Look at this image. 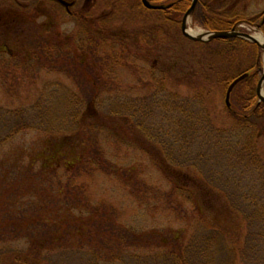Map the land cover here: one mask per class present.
Segmentation results:
<instances>
[{
	"label": "rangeland",
	"instance_id": "rangeland-1",
	"mask_svg": "<svg viewBox=\"0 0 264 264\" xmlns=\"http://www.w3.org/2000/svg\"><path fill=\"white\" fill-rule=\"evenodd\" d=\"M6 1L0 0L4 4ZM18 1L32 3V0ZM199 1L209 2L213 10L226 12L230 19L236 15H242L241 17H254L255 22H258L264 15V0ZM136 2L137 0H76L70 6L73 11L71 14L66 13L63 8L56 10L52 2L44 6L50 11L54 10L56 20L54 33L58 30L61 36L66 33L74 35L78 32V17H83V14L78 15L79 12L92 17L105 13L107 25L111 26L116 33L129 36L127 45L129 50L135 47L130 35H135L137 26L146 25L144 29L148 28L149 35L153 36L141 40L143 35L138 36L137 39L142 43H150V51H147L145 55L136 54L137 57L133 58V62H127L125 59L123 63L119 60L113 64L110 60H106L107 51L96 48L94 51L87 49L85 53L87 57L83 65L75 64L73 58L70 59L71 63L63 59V55L59 52H55L50 58L45 57V54L40 51L42 47H38L39 51H36L37 53L34 51L36 57L25 59L24 64L20 63L21 60L15 63L13 58L7 61L8 53L0 49V264H29L32 261V258H27L30 241L25 229L20 228L18 222L7 219V215H12L14 218L19 215L20 209L24 214L37 212L34 210L36 205L44 202L52 206L69 207L75 200L77 207H71L69 212H79L82 206H85L83 207L85 210L89 203L104 204L114 210L118 220L138 229L154 227L176 232L180 247H186V255L191 262L197 264L199 261L198 254L192 247L194 244L197 246L199 242L188 243L189 238L194 239L192 237H197L199 234V229L195 226L197 220L195 211L193 212L190 204L181 198L178 203L181 211L174 210L166 204L165 190L169 185L168 181L128 134L123 140V138L119 139L106 134L105 131L92 133L102 145L101 153L106 160L134 167L135 175L130 179H121L113 172L101 168L90 171L79 169L69 176L68 170L64 171L66 169L62 166H57L52 172L60 178L42 180L45 193H37L41 190L37 183L39 176H36L40 161L37 151L44 145L45 139L50 137L51 132L41 129L42 123L34 124V117L40 122L47 120L55 124V121L59 119L73 116L72 112L76 105L80 103L87 105L91 91L88 90L87 77L82 74H94L97 78L99 85L98 90H95L97 99L114 90H121L126 93L125 96L133 97L134 101H139L141 98L146 107L144 112L150 111L152 116H155L157 112L150 93L155 92L158 96L167 91L190 95L196 93L199 87H203L205 92L202 100L199 99L200 103L205 105L215 122L224 125L230 123L231 119L224 105L225 86L222 79L226 75V69L229 71L232 66L225 63L223 65L208 64V60L214 59L210 51L215 44L200 45L192 42L181 33L178 23L162 24L160 20H156L155 11H143L139 8L136 10ZM176 17L179 19L181 14H177ZM236 23H243L244 28L249 32H261L264 36L261 28L254 23L247 20H238ZM186 26L207 29L192 20L190 16L186 19ZM31 32L28 30L22 41L25 53H29L28 48H34L38 42ZM48 32L52 33L51 28ZM4 35L0 31V42L3 41ZM76 41L79 45L88 48L92 39L89 35H85V40L77 37ZM91 53L101 57L91 60ZM173 59L176 60V66L165 73L161 81L162 86H158L159 84L153 82L150 77V72L157 69L155 67L153 70L152 66L161 62L170 65ZM263 65L264 50L262 49L261 66ZM261 93L264 95V85H262ZM228 99H230L229 96ZM99 109L98 107L97 111ZM92 110H94L93 106L89 107L88 104L87 111ZM26 119L31 120L28 126L24 124ZM163 121L157 116L149 120L154 130L164 128L161 126L164 124ZM257 125L259 132L255 140L260 154L259 159L254 164L250 159H246L245 167L234 163L231 165L233 169L230 170L237 172L240 177L239 182L254 185L256 190L259 184L264 185V116L257 119ZM62 132L65 131L62 130ZM62 132L53 133V136ZM196 134L199 137V140L196 137L197 142L203 143L208 137H201L200 134H204L201 131H196ZM141 135L139 134L138 137L142 138ZM194 139L195 137H191L188 140L191 141L192 150L203 147L205 151H208L213 145V142H210L212 140L209 139L199 146V143H194ZM222 157L224 156L217 150L213 161L218 164L216 160ZM207 161L208 158L202 160L203 170L206 168L208 170V166L212 168L215 165L214 163L211 166L210 159ZM187 169H191L189 172L195 171L192 168ZM35 185H38L37 189L34 188ZM261 194L264 197V190ZM205 220L207 224L211 223L209 218ZM222 220L228 219L223 217ZM117 245L113 237L105 239V243H99L96 242L95 237L90 241L89 238H85L79 242H72L70 237L66 236L52 248L41 249L38 253L39 258L33 264H89V257L96 259L100 264H164V259L160 258L159 254L164 255L162 252L165 246L135 244L123 250L126 255L120 260L107 257L117 250ZM133 253H137V256L135 257ZM24 255L28 261L20 263L17 258H23Z\"/></svg>",
	"mask_w": 264,
	"mask_h": 264
},
{
	"label": "trees",
	"instance_id": "trees-1",
	"mask_svg": "<svg viewBox=\"0 0 264 264\" xmlns=\"http://www.w3.org/2000/svg\"><path fill=\"white\" fill-rule=\"evenodd\" d=\"M151 1L165 5L159 8H147L137 0V8L143 11H155L156 20L171 25L179 24L180 18L176 16L182 14L190 2V0ZM227 16L228 14L224 12L213 10L209 2L199 0H196L190 13L192 20L210 29L227 28L231 22ZM242 18L250 22L256 20L254 17ZM110 28L109 25L103 28L93 26L89 33L92 41L88 48L79 45L76 40H66L60 36L57 48L56 41L46 38L40 51L49 58L55 52H59L65 60L72 63L70 59L73 58V63L82 65L87 57L85 55L87 49L94 51L99 48L107 51L106 60H110L113 64L119 60L123 63L125 59L127 62H133V58L137 57L136 54L145 55L150 51V43H142L136 37L132 38V43L135 45L132 50L127 49L129 40L126 35L114 33L103 38L104 31L108 34ZM261 29L264 33V27ZM191 41L200 45L215 44L210 51L214 59L208 60L209 65L225 63L232 66L231 70L226 69V75L222 79L224 86L233 75L246 71V74L232 86L229 92V104L226 105L224 102L231 119L229 124L215 122L205 105L200 103L199 99L202 100L205 92L203 87L197 88V92L190 95L167 91L158 96L155 92L150 93L157 112L152 116L150 111L144 112L146 107L141 98L139 101H134L133 97L125 96L126 93L121 90H114L97 99L95 93L99 86L97 78L94 74L87 75L88 73L85 72L86 74L82 75L87 77L88 90L91 91L87 105L77 103L72 112L73 116L59 119L55 124L47 120L40 122L34 117V124L42 123L41 129L51 132L50 137L45 139L44 145L37 151L40 161L36 176H39L37 183L41 187L37 193H45L42 180L60 178L52 172L57 166H62L66 169L64 171L68 170L69 176L79 169L90 171L101 168L113 172L121 179H130L135 175L134 167L106 160L101 153L102 145L92 133L105 131L106 134L123 140L128 134L168 181L169 185L165 190L166 204L174 210L181 211L178 207L181 198L190 204L193 212L195 211L197 219L195 226L199 229V236L192 237L194 239L189 238L188 243L199 242L197 246L194 243L192 246L198 254L197 264H236L237 261V264H264V197L261 194L264 185L259 184L256 190L254 185L239 182L240 177L237 172L230 171L234 163L245 167L246 159H250L253 164L259 159L260 154L255 139L259 132L257 119L264 116V101L257 100L254 86L262 68V51L253 41L237 35L215 36L206 40L191 39ZM36 46L37 44L34 48H28L29 53L32 52L31 56L39 51ZM91 55V60L101 57L96 53ZM167 65L169 64L162 62L154 64L152 69L157 67L155 72L149 71L152 81L158 83V86H162L161 81L165 73L174 69L176 60L173 59L168 67ZM88 104L89 107L93 106L94 110L88 112ZM95 107L100 109L97 111ZM156 116L164 120V124L161 125L164 128L162 127L161 130H154L150 125L149 120ZM30 122V119H26L24 124L28 126ZM196 131L204 133L200 134L201 137L208 136L204 144L209 139L212 140L210 142H213V145H207L210 146L208 151L203 147L191 149V141H188L191 137H195V144L203 145L196 141L197 138L199 140ZM60 132L62 133L53 136V133ZM139 134H142V138L138 137ZM159 141L163 144H159ZM213 147L224 156L216 160L218 164L213 161L214 153L217 152ZM206 158L208 161L211 160V166L214 163L215 165L203 170L202 160ZM187 168L195 171L189 172L191 169ZM38 185L34 188L37 189ZM73 202L69 207L52 206L44 202L34 206L37 212L24 214L20 209L19 215L15 216L17 219L12 215L6 216L7 219L18 222L17 224L25 229L29 237L27 258H32L29 264L36 263L41 249L52 248L66 236L70 237L72 242H79L85 238H89L90 241L95 237L96 242L99 243H105V239L113 237L118 248L114 252L111 251L112 254L107 257L114 260L122 259L126 255L123 250L130 245L152 244L166 247L162 252L164 255L159 254L160 258L164 259V264H195L186 255V247H180L176 232L154 227L138 229L118 220L114 210L104 204L89 203L85 210H83L85 206H82L79 212H69L71 207H77L76 200ZM223 217H227L228 220H222ZM206 218H209L211 223L207 224ZM133 255L136 257L137 253ZM25 257L26 255L17 259L20 263H26L28 260ZM89 258V264H100L96 259Z\"/></svg>",
	"mask_w": 264,
	"mask_h": 264
},
{
	"label": "flooded vegetation",
	"instance_id": "flooded-vegetation-1",
	"mask_svg": "<svg viewBox=\"0 0 264 264\" xmlns=\"http://www.w3.org/2000/svg\"><path fill=\"white\" fill-rule=\"evenodd\" d=\"M65 1H69V2L66 5L64 2H62L60 0H32V3L31 2H29V3L28 2H21L18 0H7L5 2V4L0 2V31L3 33V35L5 34L3 41L0 42V49L3 50L4 52L8 53L7 61L8 60L10 61V59L13 58L15 63H18V61L21 60L22 62H20V63L25 64V62H26L25 59L36 57L35 55L31 56L29 53L24 52L26 50H25V47L23 46L24 44L22 43V41H24L25 34L28 30L30 32L33 31V32H31V34L34 35L36 40H38L37 47H42L43 37H45L44 40L46 38H48V39L54 40L56 42H59L60 36H61L59 31L56 30V32L54 33L55 28H56V20H55V16H54V14H55L54 10L50 11L46 7L44 8V6H47L49 2H52L53 5L56 7V10L63 8V10L66 13L71 14L73 11L71 10L70 6H72L76 0H65ZM149 1H151V0H149ZM44 4H46V5H44ZM135 7L137 10L136 4H135ZM147 8H149V7H147ZM145 11H147V10H145ZM216 12H224V11H216ZM224 13H226V12H224ZM79 14H81V15L83 14L82 15L83 17H81V16H80V18L78 17V32L75 33L74 35H72L70 33H66L65 35H63V37L66 40H68V39L77 40V37H80L82 40H85V35H89L93 26H95V27L100 26L102 28L107 26V24H106L107 22L105 21V13L104 14L100 13L98 15H95L94 17L96 18V20L91 15L86 16L85 13H83V12H79L78 15ZM236 16H238V15H236ZM236 16L233 17V19H230L229 15H228L227 18L231 22L227 28H223V29H228L232 25H234L235 29L248 31L246 28H244L243 23H236L235 24V22L238 20H246V19L242 18L241 16H238V17H236ZM37 18H39V19H37ZM247 21H249V20H247ZM255 21H252V22L249 21V22L254 23L255 25L257 23H259L258 26L260 28L264 27V15L261 16V18L258 22H255ZM145 26H143V27L137 26L135 31H134V32H136L135 36L130 35V37H132V38L136 37V39H137L138 36L141 37L144 35L142 38H140L141 40H144L148 37H152L153 35H149V29L148 28L144 29ZM49 28H51V30H52V33H50V34L48 32ZM218 29H222V28H218ZM109 30H110V32L108 34L104 31V33H103L104 35L102 34L103 38H105L106 36H111L112 34L116 33L113 28H110ZM144 32L146 33V36H145ZM119 35L124 36L125 34L123 33V34H119ZM74 36H75V38H74ZM127 40H129V36H127ZM55 44H56V48H57L59 43H55ZM261 51H262V49H261ZM63 59H64V57H63ZM40 62H42V61H40ZM5 63L7 64V62H5ZM261 70H262V68H261ZM263 82H264V80H263ZM263 82H262V85H264ZM254 91H255V86H254Z\"/></svg>",
	"mask_w": 264,
	"mask_h": 264
},
{
	"label": "water",
	"instance_id": "water-1",
	"mask_svg": "<svg viewBox=\"0 0 264 264\" xmlns=\"http://www.w3.org/2000/svg\"><path fill=\"white\" fill-rule=\"evenodd\" d=\"M62 2L65 3V5L69 2V1H65V0H60ZM140 2L145 6V7H149V8H159V7H163L165 4L160 3V2H152L149 0H140ZM196 3V0H190L189 5L184 9V11L181 14L180 17V22H179V28L180 31L183 35L191 38V39H195V40H206L215 36H227V35H237L240 37H243L245 39L251 40L253 42H255L261 49L264 50V41L263 42H258L254 36L252 35L251 32L248 31H244V30H238L234 28V25H232L230 28L228 29H201L198 30L196 33H192L187 29L186 26V19L188 18V16H190V13L194 7ZM259 23H257L256 25L258 26ZM246 74V71L240 72L234 76L231 77V79L228 81L227 85L225 86V90H224V102L226 105L229 104V92L232 88V86L239 80L241 79L244 75ZM264 80V65L262 66V70L261 73L259 75V77L256 80V84H255V94L257 95L258 100H262L264 101V95L261 93L262 90V82Z\"/></svg>",
	"mask_w": 264,
	"mask_h": 264
},
{
	"label": "bare ground",
	"instance_id": "bare-ground-1",
	"mask_svg": "<svg viewBox=\"0 0 264 264\" xmlns=\"http://www.w3.org/2000/svg\"><path fill=\"white\" fill-rule=\"evenodd\" d=\"M187 29L192 32V33H196L198 31V28H191V27H187ZM252 35L254 36V38L258 41V42H263L264 41V36L262 35L261 32H256V33H252Z\"/></svg>",
	"mask_w": 264,
	"mask_h": 264
}]
</instances>
